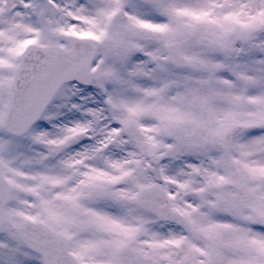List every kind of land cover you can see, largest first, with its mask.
I'll return each instance as SVG.
<instances>
[{
    "label": "snow or ice",
    "instance_id": "obj_1",
    "mask_svg": "<svg viewBox=\"0 0 264 264\" xmlns=\"http://www.w3.org/2000/svg\"><path fill=\"white\" fill-rule=\"evenodd\" d=\"M0 264H264V0H0Z\"/></svg>",
    "mask_w": 264,
    "mask_h": 264
}]
</instances>
